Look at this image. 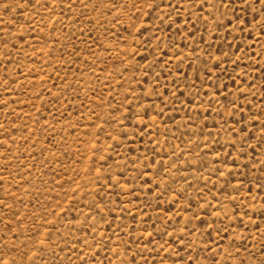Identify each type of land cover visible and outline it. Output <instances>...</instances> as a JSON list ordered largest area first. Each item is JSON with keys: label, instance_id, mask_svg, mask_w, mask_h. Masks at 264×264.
<instances>
[{"label": "rangeland", "instance_id": "obj_1", "mask_svg": "<svg viewBox=\"0 0 264 264\" xmlns=\"http://www.w3.org/2000/svg\"><path fill=\"white\" fill-rule=\"evenodd\" d=\"M0 264H264V0H0Z\"/></svg>", "mask_w": 264, "mask_h": 264}]
</instances>
